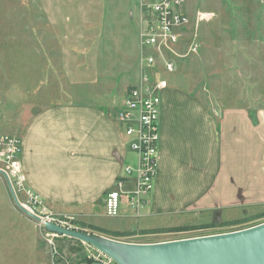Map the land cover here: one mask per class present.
I'll list each match as a JSON object with an SVG mask.
<instances>
[{"label":"rangeland","instance_id":"374dc122","mask_svg":"<svg viewBox=\"0 0 264 264\" xmlns=\"http://www.w3.org/2000/svg\"><path fill=\"white\" fill-rule=\"evenodd\" d=\"M150 1L0 0V135L19 133L35 114L52 107L92 103L116 112L141 74L142 8ZM190 16L189 35L176 50L177 71L163 76L169 87L185 88V94L205 103L211 113L245 108L256 124V112L264 108V0H193ZM195 40L198 50L191 52ZM130 152L125 165L134 166L137 156ZM96 213L84 221L109 231L128 229L137 220L109 218L105 204ZM263 214L264 207H259L221 218L185 214L155 223L141 218L137 224L143 230L121 240L148 244L228 233L263 223ZM68 221L81 231L103 235ZM237 221L242 223L233 224ZM40 225L29 227L25 243H33L37 251H0V264H50V245ZM208 225L142 234L152 226ZM56 244L62 251L59 264H79L95 252L67 237Z\"/></svg>","mask_w":264,"mask_h":264},{"label":"crops","instance_id":"0c3cea01","mask_svg":"<svg viewBox=\"0 0 264 264\" xmlns=\"http://www.w3.org/2000/svg\"><path fill=\"white\" fill-rule=\"evenodd\" d=\"M184 89L168 87L162 94L158 167L148 207L140 218L128 210L119 218L154 223L185 214L221 218L264 207V108L257 110L254 124L245 108L211 113ZM115 116L108 107L92 103L52 107L39 111L15 134L22 139L28 185L52 215L93 225L84 220L104 207L131 153ZM0 180V251H37L33 243H25L29 227L38 228V222L16 206L6 180ZM137 220L114 231L139 233L143 229ZM171 227L177 226L166 228Z\"/></svg>","mask_w":264,"mask_h":264},{"label":"built area","instance_id":"2783aa9c","mask_svg":"<svg viewBox=\"0 0 264 264\" xmlns=\"http://www.w3.org/2000/svg\"><path fill=\"white\" fill-rule=\"evenodd\" d=\"M192 6L193 0H151L142 8L141 74L125 92L115 116L124 136V145L136 154L137 159L134 166H125L116 187L105 196V215L109 218H119L127 210L134 218H140L150 203L158 167L162 94L169 87L168 80L163 76L177 71L175 59L179 55L176 50L185 40L184 37L189 35ZM198 46L195 40L189 50L196 52ZM22 151L20 137L0 135V171L6 174L22 207L42 219L40 226L51 249L50 264H59L62 251L58 249L56 240L61 237L47 232L45 223L81 230L72 225L69 219L52 215L45 201L28 185ZM94 251L87 257L88 260L114 264L107 255L96 249ZM79 264L89 262L81 261Z\"/></svg>","mask_w":264,"mask_h":264},{"label":"water","instance_id":"95a60500","mask_svg":"<svg viewBox=\"0 0 264 264\" xmlns=\"http://www.w3.org/2000/svg\"><path fill=\"white\" fill-rule=\"evenodd\" d=\"M0 176L6 180L16 206L41 223L40 217L19 203L6 174L0 171ZM45 230L87 244L110 257L114 264H264V222L228 233L148 244L71 230L52 222L45 223Z\"/></svg>","mask_w":264,"mask_h":264},{"label":"trees","instance_id":"16d2710c","mask_svg":"<svg viewBox=\"0 0 264 264\" xmlns=\"http://www.w3.org/2000/svg\"><path fill=\"white\" fill-rule=\"evenodd\" d=\"M264 216V214L262 215ZM242 223V221H237L233 224H240ZM74 224L77 226H80L81 229H88L92 232H98L101 233L103 235H107L108 237H113V238H125L127 236H133L135 234H137L136 232H118V231H108L102 228H99L97 226L94 225H87L85 223H79V221H74ZM258 225V224H257ZM206 227H211V226H204V227H197V228H193L191 226H183V227H173V228H166V229H156V230H151V231H143L142 234L145 235H152V234H162V233H170V232H185V231H190V230H195V229H202V228H206ZM83 261H88L89 264L93 263L94 261H90L87 258H84Z\"/></svg>","mask_w":264,"mask_h":264}]
</instances>
